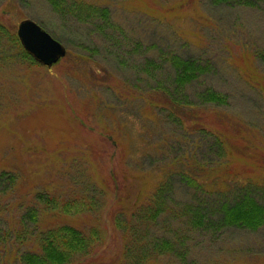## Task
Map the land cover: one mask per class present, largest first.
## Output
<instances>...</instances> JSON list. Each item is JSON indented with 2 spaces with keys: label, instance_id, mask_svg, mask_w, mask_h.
I'll list each match as a JSON object with an SVG mask.
<instances>
[{
  "label": "rangeland",
  "instance_id": "obj_1",
  "mask_svg": "<svg viewBox=\"0 0 264 264\" xmlns=\"http://www.w3.org/2000/svg\"><path fill=\"white\" fill-rule=\"evenodd\" d=\"M58 1L0 0V264H20V252L35 248L38 230L53 223L97 231L93 247L67 264H122L124 243L137 253L135 244L145 239L135 234L145 228V238L185 233L176 215L189 199L172 193L174 187L168 211L148 225L133 227L130 210L114 217L116 207L133 204L135 193L147 197L158 167L187 154L184 148L218 173L239 172L255 182V196H264V0ZM26 17L65 47L49 67L21 55L15 30ZM172 53L201 58L208 70L194 85L229 95L225 105L201 107L203 121L227 138L219 167L208 135L198 134L204 139L196 149V135L180 136L169 122L157 135L173 129L179 139L172 135V152L154 153L143 138L152 130L147 115L162 116L143 105L147 77L157 74L145 75L146 61L167 72ZM110 169L116 178L108 177ZM115 179L120 200L110 192ZM66 198L92 204L67 213L60 209ZM188 238L184 261L168 252L134 258L140 264H264V223L191 230Z\"/></svg>",
  "mask_w": 264,
  "mask_h": 264
},
{
  "label": "trees",
  "instance_id": "obj_2",
  "mask_svg": "<svg viewBox=\"0 0 264 264\" xmlns=\"http://www.w3.org/2000/svg\"><path fill=\"white\" fill-rule=\"evenodd\" d=\"M50 1L53 4L56 3V0ZM57 3L59 6L58 0ZM21 51V55L29 56L32 59L22 47ZM261 57L264 60V54ZM166 61L169 66L168 70L166 69L167 72L161 66L162 63H154L151 58L147 59L146 69L144 68L145 75L148 74L149 69L157 74L151 72L150 76L147 77L151 84H148L145 89L147 96L144 98L143 105L162 115L159 116L158 113L153 116L147 115L146 119L150 120L152 124L151 132L143 137L151 144V148L148 150L149 152L152 150L154 153L155 151L164 152L170 149L172 152L176 143L175 136L172 138V135H176L179 139L178 135L184 137L189 134L196 135L197 142L194 146L196 148L203 142L202 139L204 138L198 137V134L202 133L204 136L210 137L212 142L208 148H215L217 157L214 159H216V164L219 167L221 160L218 154L223 150L227 138L223 135L222 130L220 131L217 127L212 128L203 121L201 107L204 104L225 105L229 101V95L225 91L216 89L204 82H201L199 86L194 85L195 81L208 70L201 58L172 53ZM213 110L215 114L219 113L218 108ZM186 116L188 118H185ZM169 122L174 124L179 134H174L175 131L172 129L170 133L166 132L164 137L159 138L157 135L159 128ZM114 140L113 137L112 141L114 142ZM184 151H188L187 154L185 152L179 155L176 153L165 165L158 167L159 175L153 190L149 192L147 197L140 199L141 191L135 193L134 205L128 206L126 202L119 205L115 208L114 217L117 218L120 215L123 218L125 211L130 210L128 219L133 216L137 220L132 225L133 227L137 226L136 224L148 225L163 209L168 211V193H170V188L174 187L172 193L176 191L180 195H187L189 199L181 206V211L176 215L180 216L185 233L175 234L176 236L173 238L161 235V233H152L149 238H145L147 234L145 228L139 234H135L137 237L145 239V243L135 244L136 246L139 245L137 253L133 248L134 245L124 243L125 247L121 255L125 260L122 264H140L135 260V256L139 260L141 257L149 260L152 253L160 254L163 252L171 253L177 256L179 260L184 261L183 257L186 255V248H188L187 240L190 241L188 233L191 230H215L229 225L256 228L264 223V196L258 198L253 194L254 190L252 191L251 188L255 182L248 178L241 179L239 172H230V169L227 168L218 173L214 171L215 166L199 161L195 152L191 153L190 149L185 148ZM140 156H143V153H140ZM228 172L229 176L225 177L223 174ZM108 177L116 178L112 169L108 170ZM117 184L118 181L115 179L110 192H114V198L120 200L122 196ZM259 189L264 193V185ZM97 192L101 193L102 190L97 189ZM92 199L95 201V197ZM92 199L66 198L60 204V209L67 213L83 210L86 205L92 204ZM35 216L32 217L35 218ZM123 223L125 224V220ZM88 229L89 232H86L68 221L46 226L37 232L39 233L38 245L35 248L28 247L20 252L18 255L19 263L67 264L93 247L97 231L94 227ZM132 248V254L125 257Z\"/></svg>",
  "mask_w": 264,
  "mask_h": 264
},
{
  "label": "water",
  "instance_id": "obj_3",
  "mask_svg": "<svg viewBox=\"0 0 264 264\" xmlns=\"http://www.w3.org/2000/svg\"><path fill=\"white\" fill-rule=\"evenodd\" d=\"M15 33L21 47L35 62L46 67L65 53L64 45L31 18L20 19Z\"/></svg>",
  "mask_w": 264,
  "mask_h": 264
}]
</instances>
